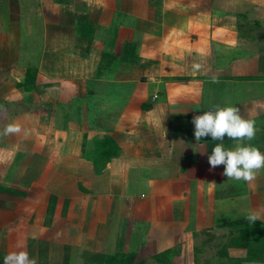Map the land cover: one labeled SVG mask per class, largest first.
Listing matches in <instances>:
<instances>
[{
	"label": "crops",
	"instance_id": "obj_1",
	"mask_svg": "<svg viewBox=\"0 0 264 264\" xmlns=\"http://www.w3.org/2000/svg\"><path fill=\"white\" fill-rule=\"evenodd\" d=\"M216 105L264 153V0H0V264H264V168L228 180L194 136Z\"/></svg>",
	"mask_w": 264,
	"mask_h": 264
},
{
	"label": "clouds",
	"instance_id": "obj_2",
	"mask_svg": "<svg viewBox=\"0 0 264 264\" xmlns=\"http://www.w3.org/2000/svg\"><path fill=\"white\" fill-rule=\"evenodd\" d=\"M193 70L199 71L201 65L193 64ZM194 136L197 142L204 137H211L216 143L208 156V163L211 168L220 165L224 166L223 175L228 180L250 182L255 179L257 172L264 168V153L253 145L244 146L237 143L234 149H226L223 144L225 136L229 139L251 141L256 134L255 121L245 119L241 116L240 110L235 106L216 105L214 110L204 111L201 115H194ZM21 131L17 124H8L3 130V135L16 134ZM246 219L255 223L259 219L256 214H249ZM3 264H36L34 259L29 258L27 251L23 248L8 252Z\"/></svg>",
	"mask_w": 264,
	"mask_h": 264
},
{
	"label": "trees",
	"instance_id": "obj_3",
	"mask_svg": "<svg viewBox=\"0 0 264 264\" xmlns=\"http://www.w3.org/2000/svg\"><path fill=\"white\" fill-rule=\"evenodd\" d=\"M87 25L88 24H85V22H83V21H77L76 25H75V31H76L77 35L86 34L85 31L88 28ZM36 73H37V69L36 68H31V67L27 68L25 79L19 85L23 86L26 89L32 88L33 84L35 83L34 77H36ZM106 141H108V137L107 136H104L101 139H98V141L95 144V148L98 149L97 151L102 150L104 148L103 145L107 144ZM110 149H111V146L108 145V150L110 151ZM111 156L112 155L107 154V159H110ZM101 157H102V155L100 156V155L97 154L93 158V164H94V168H95L96 171H99V161H100ZM239 222H240V220H233V221H229L228 223L229 224H235L237 227H240L241 224ZM244 234H245V231H236L235 235L230 237L231 245H236L238 247H243V245L245 244Z\"/></svg>",
	"mask_w": 264,
	"mask_h": 264
},
{
	"label": "rangeland",
	"instance_id": "obj_4",
	"mask_svg": "<svg viewBox=\"0 0 264 264\" xmlns=\"http://www.w3.org/2000/svg\"><path fill=\"white\" fill-rule=\"evenodd\" d=\"M31 39H32V38H31ZM37 42H38V41H37ZM36 54H37V53H36ZM32 56H33V55H32ZM35 58H36V57H34V60H36Z\"/></svg>",
	"mask_w": 264,
	"mask_h": 264
},
{
	"label": "built area",
	"instance_id": "obj_5",
	"mask_svg": "<svg viewBox=\"0 0 264 264\" xmlns=\"http://www.w3.org/2000/svg\"><path fill=\"white\" fill-rule=\"evenodd\" d=\"M154 97H156V95H154Z\"/></svg>",
	"mask_w": 264,
	"mask_h": 264
}]
</instances>
